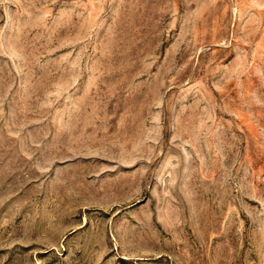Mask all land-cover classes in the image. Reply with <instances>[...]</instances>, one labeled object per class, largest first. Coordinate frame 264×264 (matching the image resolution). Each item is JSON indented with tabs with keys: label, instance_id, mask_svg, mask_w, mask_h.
<instances>
[{
	"label": "rangeland",
	"instance_id": "rangeland-1",
	"mask_svg": "<svg viewBox=\"0 0 264 264\" xmlns=\"http://www.w3.org/2000/svg\"><path fill=\"white\" fill-rule=\"evenodd\" d=\"M0 264H264V0H0Z\"/></svg>",
	"mask_w": 264,
	"mask_h": 264
}]
</instances>
